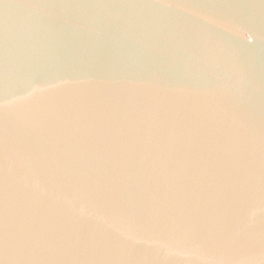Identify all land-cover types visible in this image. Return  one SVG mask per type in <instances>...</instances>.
<instances>
[{"label":"water","instance_id":"1","mask_svg":"<svg viewBox=\"0 0 264 264\" xmlns=\"http://www.w3.org/2000/svg\"><path fill=\"white\" fill-rule=\"evenodd\" d=\"M0 264H264V0H0Z\"/></svg>","mask_w":264,"mask_h":264}]
</instances>
